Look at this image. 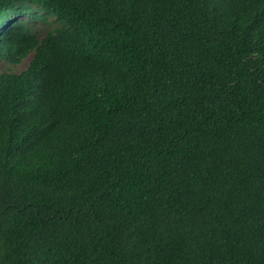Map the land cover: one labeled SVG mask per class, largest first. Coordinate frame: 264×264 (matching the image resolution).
<instances>
[{"label":"trees","instance_id":"1","mask_svg":"<svg viewBox=\"0 0 264 264\" xmlns=\"http://www.w3.org/2000/svg\"><path fill=\"white\" fill-rule=\"evenodd\" d=\"M29 56L0 264H264V0H0V61Z\"/></svg>","mask_w":264,"mask_h":264},{"label":"rangeland","instance_id":"2","mask_svg":"<svg viewBox=\"0 0 264 264\" xmlns=\"http://www.w3.org/2000/svg\"><path fill=\"white\" fill-rule=\"evenodd\" d=\"M40 36H43V31H40ZM31 56L23 60V62L17 66H11L5 64L3 61H0V73L2 72H10V73H20L25 70L30 62Z\"/></svg>","mask_w":264,"mask_h":264}]
</instances>
